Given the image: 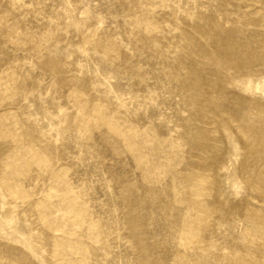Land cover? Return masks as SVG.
<instances>
[{"label":"rangeland","instance_id":"1","mask_svg":"<svg viewBox=\"0 0 264 264\" xmlns=\"http://www.w3.org/2000/svg\"><path fill=\"white\" fill-rule=\"evenodd\" d=\"M260 171L264 0H0V264H264Z\"/></svg>","mask_w":264,"mask_h":264},{"label":"bare ground","instance_id":"2","mask_svg":"<svg viewBox=\"0 0 264 264\" xmlns=\"http://www.w3.org/2000/svg\"><path fill=\"white\" fill-rule=\"evenodd\" d=\"M260 174L262 176H264V171H260ZM264 177L260 178V181L257 182L256 187L258 190H260L262 193H264ZM251 222L254 226V236L257 240H258V246L263 245L264 246V221H262V219H252L251 218ZM246 259L243 258V261H245Z\"/></svg>","mask_w":264,"mask_h":264}]
</instances>
